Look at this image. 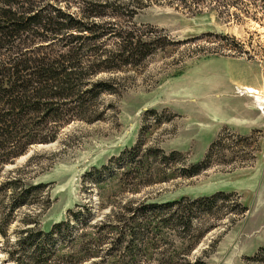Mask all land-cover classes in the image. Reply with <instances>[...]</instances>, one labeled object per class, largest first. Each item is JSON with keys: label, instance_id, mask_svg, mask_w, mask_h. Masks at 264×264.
<instances>
[{"label": "rangeland", "instance_id": "374dc122", "mask_svg": "<svg viewBox=\"0 0 264 264\" xmlns=\"http://www.w3.org/2000/svg\"><path fill=\"white\" fill-rule=\"evenodd\" d=\"M29 1L81 18L96 11L99 24L129 29L154 50L140 64L94 77L116 88L98 101L101 120L73 121L4 168L0 185L18 187L0 196V264H162L169 251L173 264H254L248 258L264 248V1ZM113 41L105 44L115 48ZM206 160V169L186 177ZM218 192L233 197L194 220V235L205 233L199 242L154 238L158 223L133 250L129 238L117 241L142 222H126L127 208Z\"/></svg>", "mask_w": 264, "mask_h": 264}, {"label": "trees", "instance_id": "16d2710c", "mask_svg": "<svg viewBox=\"0 0 264 264\" xmlns=\"http://www.w3.org/2000/svg\"><path fill=\"white\" fill-rule=\"evenodd\" d=\"M63 2L67 0L60 3ZM234 3L244 4L242 0H234ZM35 8L34 2L29 0L0 1V176L8 164L27 154L31 146L54 142L71 122L101 120L104 112L98 111V101L105 94L116 93V88L113 82L94 81V77L135 62L140 64L154 50V43L135 40L134 32L129 29L116 31L99 24L102 14L96 11L87 15L84 12L81 18V13L74 15L59 6L51 5L49 12ZM110 39L114 40L115 48L105 44ZM37 40L41 42L36 43ZM177 156L179 154L174 152L166 159ZM130 157L132 164L134 156L130 154ZM207 161L184 171L186 177H194L206 169ZM128 176L129 173L124 175ZM7 187L15 191L18 182L0 185V196ZM31 191L28 189L27 195L21 196L19 206L28 203ZM232 197V194L218 192L193 201L140 203L136 209L127 208L133 215L123 219L128 223L140 219L142 222L126 231L122 229L117 241L120 244L129 238L128 248L133 250L135 242L142 243L145 235L151 233L152 225L158 223L161 228L154 233V238L164 237L172 243L170 236L195 237L199 242L205 233L194 235L199 232L194 220L201 214H213L219 201ZM233 204L242 215L246 212L238 201L234 200ZM144 226L148 230H144ZM57 228L61 230L62 225ZM38 240L37 257L41 260L46 250L42 239ZM169 253L162 258V264H173L175 256ZM248 260L264 264V248Z\"/></svg>", "mask_w": 264, "mask_h": 264}, {"label": "bare ground", "instance_id": "6f19581e", "mask_svg": "<svg viewBox=\"0 0 264 264\" xmlns=\"http://www.w3.org/2000/svg\"><path fill=\"white\" fill-rule=\"evenodd\" d=\"M244 90L246 91L247 94L255 96L258 99L259 102L262 101V99L259 96V92L256 89L249 87V88H245ZM263 104H264V101H263ZM1 260L2 259H1V256H0V262H1Z\"/></svg>", "mask_w": 264, "mask_h": 264}]
</instances>
